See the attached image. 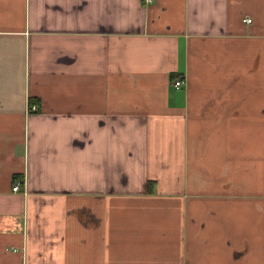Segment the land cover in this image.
<instances>
[{"label": "crops", "instance_id": "crops-1", "mask_svg": "<svg viewBox=\"0 0 264 264\" xmlns=\"http://www.w3.org/2000/svg\"><path fill=\"white\" fill-rule=\"evenodd\" d=\"M0 264H264V0H0Z\"/></svg>", "mask_w": 264, "mask_h": 264}, {"label": "built area", "instance_id": "built-area-1", "mask_svg": "<svg viewBox=\"0 0 264 264\" xmlns=\"http://www.w3.org/2000/svg\"><path fill=\"white\" fill-rule=\"evenodd\" d=\"M143 2H144L145 4H151V3L154 2V0H143ZM245 20H246L247 22H250L252 19L249 18V17H247ZM183 83H184V81H183L181 78L176 79L175 82H174V84H175V86H176L177 88H180V87L183 85ZM36 108H37V106H36L35 104L30 105V109H32V110H36ZM23 182H24V180H22V179H17V180L15 181L14 186H13V190H14V191H18V190L20 189L21 184H22Z\"/></svg>", "mask_w": 264, "mask_h": 264}, {"label": "trees", "instance_id": "trees-1", "mask_svg": "<svg viewBox=\"0 0 264 264\" xmlns=\"http://www.w3.org/2000/svg\"><path fill=\"white\" fill-rule=\"evenodd\" d=\"M18 179H22V178H18ZM17 180V179H16ZM22 180H24V179H22Z\"/></svg>", "mask_w": 264, "mask_h": 264}]
</instances>
